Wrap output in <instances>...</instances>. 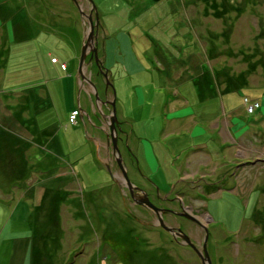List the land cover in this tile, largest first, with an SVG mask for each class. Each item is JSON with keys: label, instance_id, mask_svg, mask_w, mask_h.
<instances>
[{"label": "rangeland", "instance_id": "374dc122", "mask_svg": "<svg viewBox=\"0 0 264 264\" xmlns=\"http://www.w3.org/2000/svg\"><path fill=\"white\" fill-rule=\"evenodd\" d=\"M93 2L99 58L113 74L117 119H127L118 147L133 184L146 191L153 178L168 206L210 218L212 264H264V93L253 90L264 89V71L241 94L225 88L247 68L240 50H264V0ZM83 37L71 0H0V264H26L34 231L41 252L55 242L56 264H201L190 247L141 222L145 210L126 201L92 143L96 100L77 79ZM154 43L157 90L152 77L139 103L127 91L122 100L121 65L143 76L156 62ZM91 70L103 93L104 79ZM243 96L261 109L252 115ZM72 109L82 112L77 126ZM194 223L178 222L200 245Z\"/></svg>", "mask_w": 264, "mask_h": 264}, {"label": "water", "instance_id": "95a60500", "mask_svg": "<svg viewBox=\"0 0 264 264\" xmlns=\"http://www.w3.org/2000/svg\"><path fill=\"white\" fill-rule=\"evenodd\" d=\"M71 1L74 4V6L78 9L81 15L83 29H84L83 46H82V50L78 62V70H77V78H78V85L80 86V93L84 92L86 95H88L89 98L92 97L93 95L96 100V102L93 103V112L91 113L92 120L94 121L93 122L94 126L92 127V130L99 131L105 136L106 138L105 144L107 146V150L109 151V155L116 164L122 177V183L130 193L135 206H141L157 214L159 226H161L166 232H171V230L167 228L163 223L162 217L159 214L161 212L160 209H158L150 202L146 191H143L141 188H138L137 186L133 185V183L129 179L128 173L123 164L118 143L119 141H122L121 135H124V132L121 123L118 121L116 116L115 91L112 88V84L109 81L110 75L106 70L103 69L102 63L99 58V49H98L99 18L97 15L95 4L93 0H87L91 6L90 13L88 14L85 12L83 5L78 0H71ZM92 16L94 17L95 22L93 21ZM84 19L87 22H85ZM93 65H96L98 68L96 77H102L105 82V88L103 90V99L99 96L98 84L93 82V73L91 70ZM109 89H112L114 95L111 100H109L107 94ZM95 111H97L98 113L100 126L95 124V120L97 122V115ZM80 113L82 112L80 111ZM88 116L89 115L86 114L84 118H87ZM108 168L110 167L108 166ZM135 192L137 193L136 195H134ZM180 215L191 221L198 223L195 219H193L187 214H180ZM209 219L210 218L208 217V221ZM208 221H206V224H209L210 221L209 222ZM205 233L206 236L204 239V245L201 247L202 251L198 250L197 247L192 243L189 236L183 234L181 230H178L177 236L175 235L174 239L182 240L183 246L190 247L201 259V264H212L206 245L208 239L207 230H205Z\"/></svg>", "mask_w": 264, "mask_h": 264}, {"label": "flooded vegetation", "instance_id": "af4514ba", "mask_svg": "<svg viewBox=\"0 0 264 264\" xmlns=\"http://www.w3.org/2000/svg\"><path fill=\"white\" fill-rule=\"evenodd\" d=\"M82 5H83V7H84V10H85V12L86 13H90V9H91V6H90V4L88 3V1L87 0H78ZM93 17V16H92ZM85 20V19H84ZM93 21L95 22V19H94V17H93ZM85 22H87L86 20H85ZM99 27H100V25H99ZM100 34V29H98V35ZM99 49V48H98ZM98 91H99V96L103 99V93L101 92V89H100V87H99V84H98ZM110 89L108 90V92H107V94H108V97H109V100H111V94H110ZM96 112V115H97V122H96V120H95V124H97L98 126H100V122H99V119H98V113H97V111H95ZM95 119V118H94ZM93 132H96V134H94L93 136H92V141L94 142L95 141V139H97L100 143H102V142H105L106 141V138H105V136L101 133V132H99V131H95V130H93ZM109 152V151H108ZM113 160V159H112ZM107 165H110V164H107ZM110 167H115V169L114 170H112L111 169V173H110V175H111V177H112V179H113V182H114V184L116 185V187H118L120 190H122L123 188H125V186L123 185V183H122V177H121V174H120V172H119V170H118V168H117V166H116V164L114 163V161H113V163H112V165H110ZM114 172H116V173H114ZM128 176H129V173H128ZM130 178V177H129ZM142 189H144L141 185H139ZM127 190V189H126ZM125 190V192L127 193V194H124V197H125V199H126V201H128L129 203H131L133 206H134V208L136 209H139V207L140 208H142L143 210H145V212H146V214H147V216L148 217H145L144 218V220H142L141 222H143L145 225H148V226H150L152 229H160L161 231H163L164 229L161 227V226H159V221H158V216H157V214H155V213H153V212H151L150 210H148V209H146V208H143V207H141V206H135V204H134V202H133V200H132V198H131V195H130V193L128 192V190L126 191ZM146 190V189H145ZM147 191V194H148V197H149V200H150V202L154 205V206H156L158 209H160V215H161V217H162V220H163V223L165 224V226L167 227V228H169L170 230H171V232H166L165 230V233L166 234H168L169 236H170V238L172 239V241H175V243H177L178 245H181V246H183L182 245V240H178V239H174V237H175V235L177 236V232H178V230H181V232L183 233V234H185V235H187V236H189V233L188 232H186V230H184L183 229V227H182V225H180V224H178V222H179V220L180 219H182L183 220V217L180 215V214H187V215H189L190 217H193V212L192 211H190L191 209V207H187L186 205H183V204H180L179 206H178V208H175V209H173V208H171L170 206H168L166 203H164L163 201H162V199H161V197L159 196V194H158V192H157V184L155 183H153L152 181H151V186H150V189H148V190H146ZM137 193L135 192L134 193V195H136ZM139 200V199H138ZM130 205V204H129ZM190 211V212H189ZM187 212H189V213H187ZM173 213V214H172ZM191 214V215H190ZM195 216V215H194ZM168 217H170V219L171 220H169V218ZM138 220V219H137ZM149 220V222H147ZM206 221H208V219H206L205 218V221H204V223L206 222ZM197 222L198 223H194L196 226H197V228H199V229H201L202 231H203V233H204V237H203V239H202V244L204 243V239H205V230H207V228H209L210 226H205L204 225V223L203 222H199L198 220H197ZM204 226H205V228H204ZM207 235H208V237H209V232H208V230H207ZM189 238L191 239V241H192V243L194 242L195 243V241H194V239L193 238H191L190 236H189ZM136 242H138V244H140V239H136ZM201 246L202 245H198L197 244V249L198 250H202L201 249ZM185 247V246H184ZM192 250V249H191Z\"/></svg>", "mask_w": 264, "mask_h": 264}, {"label": "trees", "instance_id": "16d2710c", "mask_svg": "<svg viewBox=\"0 0 264 264\" xmlns=\"http://www.w3.org/2000/svg\"><path fill=\"white\" fill-rule=\"evenodd\" d=\"M224 1H226V0H224ZM226 8H227V6L224 5L223 9H224L225 12H226V10H225ZM247 54H249V55H247ZM240 55L243 56V59H244L245 63L247 64V68H246L245 71H242L238 75V77H239L238 80H237V78L236 79H231V78L226 79L228 81L226 83V87L225 88H227L226 91H228L230 93H235L236 92V93L241 94V91L243 89L248 88V85H249L248 84V77L250 75H253L259 69L261 71H264L263 70L264 69V50H260L259 48L255 49L253 51L240 50ZM51 63H52V59H51ZM249 89H251V88H249ZM253 90L262 91L264 93V89L260 90V89H254L253 88ZM242 102H244V105H247V106L248 105L252 106L254 104H256L258 106L251 113L252 115L256 111L261 109V104L257 100H250L248 97L243 96ZM74 112H76V111H74ZM211 192H207V194H211ZM41 238H42V236L39 237L37 234L35 235V231H34L32 241L30 242V245L27 246V258H26V262H25L26 264H36L37 261H36V259L34 261V258L37 256V253L39 254V257L42 258V261H40L39 264H56L57 263L56 249L54 248L55 242H54L53 246H51L50 248L49 247H44V251L41 252L39 250L38 246H37V244H38L37 242L40 241ZM136 238L139 239L138 237H134V241L135 242H136ZM29 239H30V236L26 240H29ZM136 243L138 244V242H136ZM63 263L64 264H68V263H66L65 260H63ZM70 264H75V263L72 262Z\"/></svg>", "mask_w": 264, "mask_h": 264}, {"label": "crops", "instance_id": "0c3cea01", "mask_svg": "<svg viewBox=\"0 0 264 264\" xmlns=\"http://www.w3.org/2000/svg\"><path fill=\"white\" fill-rule=\"evenodd\" d=\"M155 1H157V0H155ZM21 31H23V29H20ZM154 49H155V53H156V62H154V61H152V66H148V65H145V67L143 68V69H140L141 71H139V72H141V74L143 75V76H136V75H133V73H131L130 71H126V69H127V66L124 64V66H122L121 65V69L124 71V72H122V73H124V74H122V76L120 77L126 84V89L124 88V86H122L121 87V97H122V100H124L125 99V92L127 91V94H129V96L132 98V97H134V98H136V100H137V103H139V99H138V97H139V92H141V91H143V93H145L146 92V90H148V87H149V82H151L152 80H151V78L153 79V88L154 89H156L157 90V76H149L150 75V72L153 70V69H156L157 70V43L155 44L154 43ZM100 56V55H99ZM52 59H55V58H52ZM58 61V60H57ZM58 64L59 63H57V64H53V63H51V65L52 66H54V67H56V66H58ZM60 65H65V64H60ZM69 66H67V64H66V70L65 71H62V69L61 68H59L60 69V73H63L64 75H68L69 74ZM147 68H149V69H147ZM108 74L110 75V80L112 81V79H113V74H110L109 72H108ZM148 74V76L146 77L145 75H147ZM192 77H193V75H192ZM176 78H178V79H180L181 78V76H177ZM78 79V78H77ZM60 82H62L64 85H68V86H71L72 85V83H73V80H72V78H71V80H69V79H62ZM77 86V85H76ZM71 89V88H70ZM110 94H111V99L113 98V92H112V89H110ZM180 94H181V92H179L178 90H176V92L174 93V98H178V97H181V98H183L184 99V107H188V106H190V102L189 101H187L186 100V97H184L182 94H181V96H180ZM192 106H194V105H192ZM183 107V108H184ZM74 111H76V110H71L70 111V114L71 113H73ZM78 112H80V111H78ZM80 115H82V113H78V116H80ZM83 117V116H82ZM120 121V120H119ZM127 122V119H122L120 122ZM71 125H73V124H71ZM78 125V118H77V121L75 122V126H77ZM216 129H218V126L216 127ZM222 135H225L224 133L222 134ZM231 141H232V143H234L235 142V139L234 140H232L231 139ZM92 143L95 145V147H97V149H98V145L100 146V148L103 150L102 151V154H103V156H104V160L105 161H107V162H111V163H109L110 165H112V163H113V160H112V158L110 157V155H109V152H108V150H107V146H106V144H105V142H102V143H100L97 139H95V141L93 142L92 141ZM101 153V152H100ZM109 165V166H110ZM113 167H111V169H112ZM114 173H116V172H114ZM162 173V172H161ZM187 176V178L189 177V175H186ZM156 177H157V173H156ZM156 177H154V178H156ZM150 178V177H149ZM154 183H156L157 184V182L155 181V180H153V178H150ZM163 183V185L165 186V187H168V185L167 184H165L164 182H162ZM157 187H159L160 189H161V186L160 185H158L157 184ZM170 187V186H169ZM28 245H30V243L28 244Z\"/></svg>", "mask_w": 264, "mask_h": 264}, {"label": "built area", "instance_id": "2783aa9c", "mask_svg": "<svg viewBox=\"0 0 264 264\" xmlns=\"http://www.w3.org/2000/svg\"><path fill=\"white\" fill-rule=\"evenodd\" d=\"M52 61H53L52 63H54V64L58 63V61L56 59H52ZM60 68L62 69V71H65L66 70V65H60ZM254 107L257 108L258 106L256 104H254V106L253 105L249 106V110L251 109V111H252V109ZM77 118H78V111L71 113V115L69 117L70 123L71 124H75V122L77 121Z\"/></svg>", "mask_w": 264, "mask_h": 264}, {"label": "bare ground", "instance_id": "6f19581e", "mask_svg": "<svg viewBox=\"0 0 264 264\" xmlns=\"http://www.w3.org/2000/svg\"><path fill=\"white\" fill-rule=\"evenodd\" d=\"M129 179L131 180V178H129ZM131 182L134 183L132 180H131ZM133 185H134V184H133ZM125 190H126V188H123V189L121 190L123 194H127V193L125 192ZM126 191H127V190H126ZM173 205H174V204H173ZM206 215H207V214H206ZM207 217H208V215H207ZM136 239H137V238H136ZM207 241H208V240H207ZM166 242H169V240H167ZM173 242L175 243V241H173ZM172 244H173V243H172ZM193 244H194V243H193ZM175 245H178V244L175 243ZM194 245H195V244H194ZM200 245L203 246L204 243L202 244V241H201V244H200ZM206 245H207V244H206ZM195 246L197 247V244H196ZM202 246H201V247H202Z\"/></svg>", "mask_w": 264, "mask_h": 264}, {"label": "clouds", "instance_id": "9594fccd", "mask_svg": "<svg viewBox=\"0 0 264 264\" xmlns=\"http://www.w3.org/2000/svg\"><path fill=\"white\" fill-rule=\"evenodd\" d=\"M79 113V112H78Z\"/></svg>", "mask_w": 264, "mask_h": 264}]
</instances>
